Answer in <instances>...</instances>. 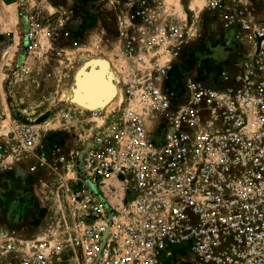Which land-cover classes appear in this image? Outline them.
<instances>
[{
    "label": "built area",
    "instance_id": "2783aa9c",
    "mask_svg": "<svg viewBox=\"0 0 264 264\" xmlns=\"http://www.w3.org/2000/svg\"><path fill=\"white\" fill-rule=\"evenodd\" d=\"M245 1L225 16L245 51L210 81L171 71L168 55L192 38L187 20L124 3L121 100L82 148L64 155L26 125L0 144V172L30 162L28 173L50 167L67 182L70 230L1 226L0 264H264V18Z\"/></svg>",
    "mask_w": 264,
    "mask_h": 264
},
{
    "label": "rangeland",
    "instance_id": "374dc122",
    "mask_svg": "<svg viewBox=\"0 0 264 264\" xmlns=\"http://www.w3.org/2000/svg\"><path fill=\"white\" fill-rule=\"evenodd\" d=\"M3 1L0 144L12 141L18 129L26 125L44 141L58 144L64 155L79 151L121 100L124 68L118 25L127 20L121 9L127 0ZM185 1L177 4L184 7L181 17L172 19L187 20L192 38L176 54L166 57L172 62L173 73L204 74L210 81V69L245 51L241 42L244 36L236 24L226 26L225 16L235 6L232 0H218L220 7L215 9L207 7L208 0ZM243 6L256 20L264 18V0H248ZM105 65L109 66L106 70ZM87 66L91 74L105 77L102 83L114 91L111 98L105 92L92 99L102 101L106 96L108 103L103 107L89 109L77 99L81 98L82 83L91 78V74L84 76ZM83 93L84 100H91ZM71 106L81 113L67 122L63 114ZM29 164L10 160L11 169L0 172V227L14 228L22 237L47 230L63 237L70 231L65 203L67 182L60 181L50 167L28 173Z\"/></svg>",
    "mask_w": 264,
    "mask_h": 264
},
{
    "label": "bare ground",
    "instance_id": "6f19581e",
    "mask_svg": "<svg viewBox=\"0 0 264 264\" xmlns=\"http://www.w3.org/2000/svg\"><path fill=\"white\" fill-rule=\"evenodd\" d=\"M89 66H87V68L84 69V76L91 74V70L88 68ZM89 69V70H88ZM111 70L114 71V69L111 68ZM109 73V72H108ZM90 80L85 79V83H82L83 85L80 87L79 91H80V96L82 97L84 95L83 92H86L87 95L89 96H85L87 98H90L91 100H84L83 98H78L77 99L80 102H83L82 104L86 107V108H93L95 109L96 106H101L103 107V104L106 102L108 103V98H106V96L103 97L102 101H97V100H92L93 98L96 97H100L102 94H104L105 92L109 93V97L111 98L114 94V91L111 90L108 87H105V85L102 83V80H105V78L103 79V76H95L94 74H91V78H89ZM104 85V86H102ZM101 86L103 88H101ZM105 93V94H107ZM107 95V96H108Z\"/></svg>",
    "mask_w": 264,
    "mask_h": 264
},
{
    "label": "crops",
    "instance_id": "0c3cea01",
    "mask_svg": "<svg viewBox=\"0 0 264 264\" xmlns=\"http://www.w3.org/2000/svg\"><path fill=\"white\" fill-rule=\"evenodd\" d=\"M14 0H10L9 2H13ZM127 1H131V0H127ZM126 1V2H127ZM132 1H135V0H132ZM139 1H143L144 2V4H146L148 7L151 5V4H153V3H159L160 4V8H159V10L158 11H155L153 14H155V13H158L159 12V16L160 17H171V18H173V17H181V10L183 11V6H181V5H177V4H180L181 2H180V0H169L170 1V4L169 5H166V0H139ZM182 1V0H181ZM184 1V0H183ZM0 2H2L3 4H4V1L3 0H0ZM187 0L185 1V4H187ZM188 3H190V2H188ZM189 6V5H188ZM121 9H124V10H126V6L125 5H123V7H121ZM158 15V14H157ZM7 27V26H6ZM113 63V62H112ZM111 64V63H110ZM113 65H114V63H113ZM109 68V66H107V65H105V70H106V68ZM111 71V70H110ZM106 74H108V72L106 73ZM113 74V73H112ZM94 75H98L97 73H94ZM107 76V75H106ZM105 78V77H104ZM103 78V79H104ZM109 78V77H108ZM102 81H105V80H102ZM82 98V97H81ZM82 103H80V105H81ZM79 105V106H80ZM76 106H78V105H76ZM78 106V107H79ZM82 106V105H81Z\"/></svg>",
    "mask_w": 264,
    "mask_h": 264
}]
</instances>
